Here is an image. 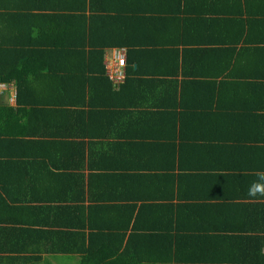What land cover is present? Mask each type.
Instances as JSON below:
<instances>
[{
    "label": "trees",
    "instance_id": "obj_1",
    "mask_svg": "<svg viewBox=\"0 0 264 264\" xmlns=\"http://www.w3.org/2000/svg\"><path fill=\"white\" fill-rule=\"evenodd\" d=\"M171 1L0 0V85L15 89L14 106L0 93V209L31 213L0 222V264H264V199L246 195L264 173V57L185 95L207 41L189 0ZM236 2L218 49L231 67L264 54V0ZM108 50L125 51L118 87ZM27 181L58 199L20 200Z\"/></svg>",
    "mask_w": 264,
    "mask_h": 264
},
{
    "label": "crops",
    "instance_id": "obj_2",
    "mask_svg": "<svg viewBox=\"0 0 264 264\" xmlns=\"http://www.w3.org/2000/svg\"><path fill=\"white\" fill-rule=\"evenodd\" d=\"M153 1V7L156 8H167L166 5H168V7H172V1L171 0H152ZM237 0H189L190 2V7L191 10L193 12L194 18L195 19H199L197 21H200V23H198L199 25L196 28V34H199V30H200V37L196 38V40L198 41H202V40H206V43H202L200 44V46L198 47V49H202V51L206 50L204 52V55H202L203 59H200L199 61L197 60V63L194 67L195 72L192 74V76H194V78L196 79L197 83H193V82H186V91L185 95H196L199 93H208L210 92L213 88H216L213 83H215L216 85L219 84V81L225 79V77L228 76V74L232 71L233 68H235L236 66H242L245 63H247L248 60H251L252 64L253 63H257L258 59H260L261 57H264V54L260 55L258 54V52L256 53H250L249 51H246V54L243 53V55L245 54V60L243 61H235V58L233 56V60H232V67L230 66L228 59L230 58L228 53H226L224 55V53H220L218 51L219 48L223 47V48H230L233 47V40L234 37L236 35V30L237 27L235 26V19L232 17V12L234 7L236 6L237 9H239V2H236ZM252 6L253 9H256V5H259L260 2L257 4V0H247ZM243 5H246V0H242ZM263 10H264V6H262ZM224 15H223V12ZM263 12L260 11L258 9L255 10V12ZM203 16V18H202ZM256 18V17H253ZM256 19H263V17H259ZM208 21V26L204 25L205 21ZM262 21V22H263ZM261 23V22H260ZM264 24V23H262ZM202 26V27H201ZM260 26H262L260 24ZM264 26V25H263ZM206 27L208 28L207 31L205 32ZM254 35H256V38H259L263 35L264 36V29L263 27H261L259 29V32L255 33ZM200 39V40H199ZM201 51V50H200ZM199 51V52H200ZM116 50H108L106 52V57L108 58V61H110L111 57L113 56L114 53H116ZM119 52H124V50H120ZM242 55V56H243ZM232 58V57H231ZM261 68L264 70V65L262 64ZM252 73H256L254 68H250V72H246V79L247 77H253L250 74ZM259 79L256 76L253 79ZM260 81V80H258ZM226 87H224V90L226 91L225 93H223V98H225L226 102L232 101L233 96H232V86L229 87L231 88L230 90L228 89V86L225 85ZM253 86H256V83H249L246 82V89L247 88H251ZM5 88L2 92H0L3 97H6V100L8 101V99H10L11 95H12V89L14 90V103H10L11 106H14L15 104V89L12 86H4V85H0V88ZM217 92V90H215ZM214 104H211V106L213 107ZM196 129V128H195ZM198 129V128H197ZM212 130V129H211ZM199 132V130H195L194 132ZM204 132V133H203ZM203 136L206 135L210 132L207 130V128L204 129L203 131ZM213 132V131H211ZM200 163L205 166L208 167V165H210V168L216 167V163L211 164V163H207V162H201ZM187 165H189V163H187ZM192 167H200L197 162L196 165L192 166ZM36 177L33 178V180H35ZM21 187L22 190L18 193L19 194V198L20 200L24 201V202H31L33 200H35V202L37 201L38 198H45V200L47 199H58V194L57 193H44L43 188L41 187L40 190L34 188L35 185H33V183H29L27 181V183L22 182ZM33 199V200H31ZM30 205V206H29ZM85 205H87V202L85 203ZM37 207L36 203L35 204H27L25 207L27 208H33V207ZM30 210V209H28ZM27 214L28 217L31 216V213L28 212L26 213H16L14 215H17L18 217H23L24 219L27 217L25 216ZM12 215L11 212L9 211H3L0 209V222L4 223V225L2 224V226H6V227H10L8 226L7 222L9 221V218ZM33 216L38 219L37 221L40 222H50V219H42L40 216H38L37 214H35L33 212ZM51 231H55L56 233H69L70 230L67 229H63V228H51ZM26 255V253L21 254V257H24ZM14 256V255H12ZM20 257V256H19ZM26 257V256H25ZM77 256H72V255H46L44 256V259L42 258L40 260V262H30L29 264H60L61 262L64 264H67L68 261H77ZM31 259V260H29ZM29 259H25V260H19V261H35L33 258H29ZM33 259V260H32Z\"/></svg>",
    "mask_w": 264,
    "mask_h": 264
},
{
    "label": "built area",
    "instance_id": "obj_3",
    "mask_svg": "<svg viewBox=\"0 0 264 264\" xmlns=\"http://www.w3.org/2000/svg\"><path fill=\"white\" fill-rule=\"evenodd\" d=\"M126 65V55L124 52H116L107 62L108 75L114 86L118 87L125 80L124 68Z\"/></svg>",
    "mask_w": 264,
    "mask_h": 264
},
{
    "label": "clouds",
    "instance_id": "obj_4",
    "mask_svg": "<svg viewBox=\"0 0 264 264\" xmlns=\"http://www.w3.org/2000/svg\"><path fill=\"white\" fill-rule=\"evenodd\" d=\"M246 195L250 199H264V173L258 174L257 180L249 185Z\"/></svg>",
    "mask_w": 264,
    "mask_h": 264
},
{
    "label": "rangeland",
    "instance_id": "obj_5",
    "mask_svg": "<svg viewBox=\"0 0 264 264\" xmlns=\"http://www.w3.org/2000/svg\"><path fill=\"white\" fill-rule=\"evenodd\" d=\"M9 87V86H8ZM6 88V87H5ZM5 88H0V92H2ZM10 88V87H9ZM12 95H11V97H10V99H8V103L10 104H12V103H14V90L12 89ZM60 264H62V262L60 263ZM67 264H77V261H68V263Z\"/></svg>",
    "mask_w": 264,
    "mask_h": 264
}]
</instances>
